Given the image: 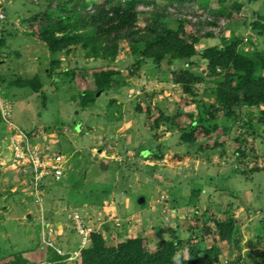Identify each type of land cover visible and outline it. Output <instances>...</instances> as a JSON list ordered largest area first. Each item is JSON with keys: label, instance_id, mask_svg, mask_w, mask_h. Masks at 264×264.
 <instances>
[{"label": "rangeland", "instance_id": "rangeland-1", "mask_svg": "<svg viewBox=\"0 0 264 264\" xmlns=\"http://www.w3.org/2000/svg\"><path fill=\"white\" fill-rule=\"evenodd\" d=\"M234 1L242 4L241 11L213 26L214 16L202 11L199 0H154L157 11L165 8L173 18L171 27L174 19L189 21L185 30L200 37L198 50L222 48L236 37L242 54L264 53V35L251 26L264 17V0H228L226 7ZM77 2L0 0V263L36 251L43 253L39 264H76L90 243L82 245L73 220L77 214L107 246L144 237L152 249L159 241L180 243L184 254L188 245L199 243L203 228H214L212 219L231 218L240 232V250L221 244L218 264H264V106H236V115L226 117L212 94L221 77L209 75L199 56L166 59L157 67L148 61L136 70L138 58L125 40L115 59L87 56L79 45L52 54L37 29ZM152 7L138 9L151 12ZM144 19L140 16L137 25L146 26ZM207 32L215 37H206ZM105 70L120 72L119 85L84 104L81 95L95 90L93 74ZM184 72L199 77L192 94L176 83ZM257 74L264 71L257 68ZM19 80L39 82L43 95L13 83ZM210 105L229 128L220 130L223 145L203 150L215 134L183 144L181 129ZM3 113L32 136L33 145L67 159L64 178L57 184L45 181L39 201L29 197L30 172L12 166ZM205 241L212 245L210 236Z\"/></svg>", "mask_w": 264, "mask_h": 264}, {"label": "trees", "instance_id": "trees-1", "mask_svg": "<svg viewBox=\"0 0 264 264\" xmlns=\"http://www.w3.org/2000/svg\"><path fill=\"white\" fill-rule=\"evenodd\" d=\"M226 1L228 0H199L202 11L214 16L209 24L216 26L220 18L230 21L234 13L241 11V3L234 1L231 8H227ZM211 2H215L217 6L211 8ZM90 5L93 8H89ZM141 5H152L153 9L151 12L141 11L138 9ZM74 6L62 11L61 18L53 19V22L50 20L52 16L44 14L45 20L52 23L47 27L41 25L37 29V37L52 54L79 45L87 52V56L115 59L119 43L125 40L138 58L135 62L136 70L148 61L157 67L166 59L170 63L199 56L209 75L221 77L212 94H215L216 104L222 108L226 117L233 118L236 115V106H264V76L257 74V68L264 71V53L256 52L251 56L242 54L238 49L240 39L232 38L222 48L198 50L196 45L200 43V37L195 33L188 35L185 30L189 21L186 18L174 19L175 27H171L173 18L169 17L165 8L157 11L154 0H103L96 4L89 0H78ZM140 16L145 18L144 27L137 25ZM251 26L258 34L264 35V17H258ZM205 36L211 38L215 34L207 32ZM119 73L113 70L94 73L95 90L81 95L82 102L94 103L97 93L119 85L116 78ZM195 80L199 81V77L191 72H184L177 76L176 83L181 84L185 93L192 94V82ZM13 83L31 86L36 93L43 95L42 86L37 81L19 80ZM124 84L122 82L120 85ZM137 109L141 110L139 105ZM217 109L215 105L204 108L203 116H198L188 128L181 129L180 141L192 145L202 137L207 140L215 134L212 143L204 142L201 145L203 150L223 145L218 140L219 134L222 135L220 130L228 132L229 128L218 122ZM160 119L166 118L162 116ZM235 172L247 179L251 177V174L242 170L237 169ZM212 222L214 228H203V237L199 243L188 245L186 254L183 253L184 245L168 240L156 242L152 249L144 237L130 238L115 246H107L101 234L92 232L90 243L79 252L76 264H176L173 256L178 257L179 264H218L222 254L221 244L240 250V232L231 218L223 222L214 218ZM209 236L212 239L211 246L205 243ZM39 253L41 252L35 251L28 258L14 254L0 264H39L43 261V253Z\"/></svg>", "mask_w": 264, "mask_h": 264}, {"label": "built area", "instance_id": "built-area-1", "mask_svg": "<svg viewBox=\"0 0 264 264\" xmlns=\"http://www.w3.org/2000/svg\"><path fill=\"white\" fill-rule=\"evenodd\" d=\"M4 122L7 124L11 150L13 152L12 166L21 169L25 173L30 172L29 187L36 201L40 200L44 182L49 180L55 184L60 183L64 178L66 157L61 153L51 152L49 147L41 148L33 145L26 132L18 130L12 124L10 113H3ZM75 227L82 235V245L85 246L90 241L92 229L84 226L83 220L75 214L73 216Z\"/></svg>", "mask_w": 264, "mask_h": 264}, {"label": "crops", "instance_id": "crops-1", "mask_svg": "<svg viewBox=\"0 0 264 264\" xmlns=\"http://www.w3.org/2000/svg\"><path fill=\"white\" fill-rule=\"evenodd\" d=\"M8 149H9V152L12 153L11 155H13V152H12V150H11V145H9ZM12 158H13V156H12ZM12 158H10V160H11ZM47 181H49V180H47ZM46 185H47V183L44 182V186H46ZM28 190L31 191L30 187H28ZM30 196H31V197H30ZM29 197H30V199H35V198L33 197L32 193L29 194ZM35 200H36V199H35Z\"/></svg>", "mask_w": 264, "mask_h": 264}, {"label": "clouds", "instance_id": "clouds-1", "mask_svg": "<svg viewBox=\"0 0 264 264\" xmlns=\"http://www.w3.org/2000/svg\"><path fill=\"white\" fill-rule=\"evenodd\" d=\"M175 262H176V264H179V261H178V257H176V256H173V258H172Z\"/></svg>", "mask_w": 264, "mask_h": 264}]
</instances>
